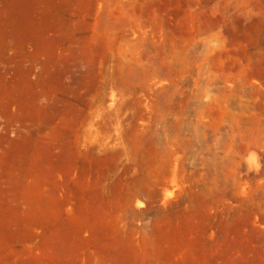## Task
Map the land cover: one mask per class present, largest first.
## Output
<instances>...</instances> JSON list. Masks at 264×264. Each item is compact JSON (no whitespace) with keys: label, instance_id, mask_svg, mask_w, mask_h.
<instances>
[{"label":"rangeland","instance_id":"1","mask_svg":"<svg viewBox=\"0 0 264 264\" xmlns=\"http://www.w3.org/2000/svg\"><path fill=\"white\" fill-rule=\"evenodd\" d=\"M0 264H264V0H0Z\"/></svg>","mask_w":264,"mask_h":264},{"label":"bare ground","instance_id":"2","mask_svg":"<svg viewBox=\"0 0 264 264\" xmlns=\"http://www.w3.org/2000/svg\"><path fill=\"white\" fill-rule=\"evenodd\" d=\"M255 151H253L252 149L246 150L244 153L246 155H248L251 159H253V161H255L256 159V153H254ZM259 163V162H258Z\"/></svg>","mask_w":264,"mask_h":264}]
</instances>
